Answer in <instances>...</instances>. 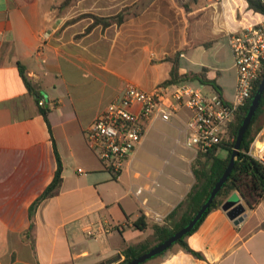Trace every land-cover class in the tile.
Instances as JSON below:
<instances>
[{
	"label": "crops",
	"instance_id": "0c3cea01",
	"mask_svg": "<svg viewBox=\"0 0 264 264\" xmlns=\"http://www.w3.org/2000/svg\"><path fill=\"white\" fill-rule=\"evenodd\" d=\"M136 3L122 25L87 33L94 20L84 15L110 17ZM56 4L0 0V264H119L128 246L154 239L151 228L137 230L134 222L145 215L150 225L171 227L170 215L196 183L198 155L185 145L190 113L148 121L118 178L90 149L86 130L128 84L153 90L176 64L181 78L207 69L228 99L223 75L190 62L209 46L228 49L234 62L228 35L261 21L239 0H79L62 15ZM22 70L43 95L49 124ZM236 81L237 70L233 91ZM57 155L60 192L36 206L54 180ZM233 196L242 199L232 193L186 239L204 260L175 246L146 264H264V202L250 209L242 199L246 216L236 225L224 208ZM189 212L185 207L176 221ZM89 228L101 234L89 237Z\"/></svg>",
	"mask_w": 264,
	"mask_h": 264
},
{
	"label": "built area",
	"instance_id": "2783aa9c",
	"mask_svg": "<svg viewBox=\"0 0 264 264\" xmlns=\"http://www.w3.org/2000/svg\"><path fill=\"white\" fill-rule=\"evenodd\" d=\"M228 42L237 70L233 100L218 92L206 94L203 87L188 82L160 84L150 91L128 84L123 95L106 107L86 130V138L108 171L119 177L142 143L148 121L158 118L169 122L181 109L190 113L185 145L197 155L234 140L231 127L240 110L252 99L264 69V17L257 25L229 34ZM44 104L41 100L40 105ZM248 154L264 166V126ZM98 234L101 232L87 230L89 237Z\"/></svg>",
	"mask_w": 264,
	"mask_h": 264
},
{
	"label": "trees",
	"instance_id": "16d2710c",
	"mask_svg": "<svg viewBox=\"0 0 264 264\" xmlns=\"http://www.w3.org/2000/svg\"><path fill=\"white\" fill-rule=\"evenodd\" d=\"M248 3L250 10L261 14L264 17V3L261 0H248ZM67 4L68 3H66V6H68ZM139 7L140 4L136 3L131 7L124 8L120 13L110 17H98L96 15H88V17H91L94 20V23L88 28L87 33H89L92 28L96 25H101L104 28L115 24L122 25L127 20V17L134 13ZM177 71L178 66L176 64L174 65V68L171 72V79L166 81L164 83L165 85H172L190 80H199L204 85L212 86L217 92L220 91L219 86H217L213 81L207 78V69H204L200 74H188L182 78L179 77ZM21 75L29 91L38 97L37 102L38 104H40V101L44 98L43 95L36 91L34 85L28 79L27 75L23 70L21 71ZM263 78L264 69L261 73L260 79L254 87V90L252 92V98L257 92ZM251 100L240 110L236 121L231 127L230 134L231 136H234V140L224 141L222 144L217 145L215 148L208 151L207 153H201L198 155V158L194 164V174L196 177V183L194 184L186 201H184L178 207V209L170 215L169 219L173 220L171 227L169 225H150L145 215L140 216L139 219L134 222V228L140 231H145L146 229L151 228L154 232V239L144 241L136 245L128 246L122 253L125 256V259L119 264H127L132 260L138 258L139 256L145 254L158 244L169 239L171 236L181 230L192 220V218L196 215V213L205 203L212 189L220 180L230 163V159L237 141L238 132L249 110ZM44 105L40 106V111L46 119L47 123L49 124V108H46ZM263 126L264 96L261 101L260 107L255 115V118L253 119L249 130L245 135L239 153V158L236 162L235 169L230 179L228 180L224 188L221 190L217 198L214 200V202L211 204L210 209L207 211L203 219L198 223V225L193 229V231L187 236L183 237L173 247L180 246L187 252L196 256L197 258L204 260L205 257L201 253L195 252L188 246L186 239L188 238V236L198 230L199 226L204 222V220L209 214L221 208L225 201L234 192H238L241 195V197L250 209H255L260 203L264 202V166L248 154L253 142L255 141L258 133L261 131ZM57 161L58 167L54 180L47 187L41 197L36 201V206H39L43 201L49 198L57 196L60 192V188L63 182L64 168L59 155H57ZM185 207H189L190 212L185 217H183L181 221H176L177 215Z\"/></svg>",
	"mask_w": 264,
	"mask_h": 264
},
{
	"label": "water",
	"instance_id": "95a60500",
	"mask_svg": "<svg viewBox=\"0 0 264 264\" xmlns=\"http://www.w3.org/2000/svg\"><path fill=\"white\" fill-rule=\"evenodd\" d=\"M263 96H264V78L262 79L257 92L255 93V95L251 100L249 110L239 129L235 148L233 150L230 163L227 169L225 170L220 180L216 183L209 197L206 199L205 203L202 205V207L199 209L196 215L192 218V220L181 230H179L177 233L171 236L169 239L158 244L157 246H155L145 254L139 256L138 258L132 260L127 264H146L148 261L166 253L175 244H177L183 237L190 234L193 231V229L198 225V223L203 219L207 211L210 209L211 204L214 202V200L217 198L221 190L224 188V186L230 179L235 169V165L239 158V153L241 150L243 140L245 138L247 131L249 130V127L253 119L255 118V115L260 107ZM242 199L237 196H233L226 202L224 206V208L228 210V216L230 217L231 220L235 222L236 225L241 224L246 216V207L243 204Z\"/></svg>",
	"mask_w": 264,
	"mask_h": 264
},
{
	"label": "rangeland",
	"instance_id": "374dc122",
	"mask_svg": "<svg viewBox=\"0 0 264 264\" xmlns=\"http://www.w3.org/2000/svg\"><path fill=\"white\" fill-rule=\"evenodd\" d=\"M240 2L246 4L248 3V0H239ZM56 11L59 15H62L66 12V7L73 6L78 7L79 0H56ZM234 0H226V4L233 3ZM66 3H68L66 6ZM249 4V3H248ZM245 6V7H246ZM88 15L93 14H86L84 16L88 17ZM256 18L260 19L258 22L262 21V17L260 15H256ZM227 46V45H226ZM204 51L206 53H204ZM202 53V55H201ZM225 55V56H223ZM197 57L193 58L190 62L191 66L196 69H199L200 64H204L206 67L210 68L212 73L214 74H221L224 77V80H220L219 82L223 83L226 96L229 100H233V86L235 84V78H236V70L233 68L231 71L225 72L229 70L234 62L231 61V58L228 53V49L224 48V50H221L220 53H217L216 50H212L209 46L207 49H201L196 54ZM197 70V69H196ZM209 89H207L208 91Z\"/></svg>",
	"mask_w": 264,
	"mask_h": 264
}]
</instances>
